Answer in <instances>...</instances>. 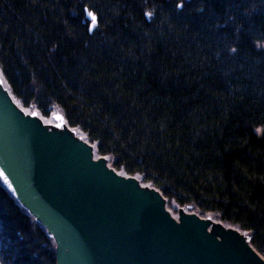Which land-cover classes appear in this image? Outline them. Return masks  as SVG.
Segmentation results:
<instances>
[{"label":"trees","instance_id":"obj_1","mask_svg":"<svg viewBox=\"0 0 264 264\" xmlns=\"http://www.w3.org/2000/svg\"><path fill=\"white\" fill-rule=\"evenodd\" d=\"M0 74L20 107L58 109L115 171L264 256V0H0ZM0 264H56L2 183Z\"/></svg>","mask_w":264,"mask_h":264},{"label":"water","instance_id":"obj_2","mask_svg":"<svg viewBox=\"0 0 264 264\" xmlns=\"http://www.w3.org/2000/svg\"><path fill=\"white\" fill-rule=\"evenodd\" d=\"M88 33L96 14L84 8ZM1 104V103H0ZM0 173L41 220L63 232L77 255L67 264H262L236 245L231 232H218L220 245L203 221L176 225L128 177L90 160L85 146L49 139L0 106ZM203 249L213 252L200 256Z\"/></svg>","mask_w":264,"mask_h":264},{"label":"rangeland","instance_id":"obj_3","mask_svg":"<svg viewBox=\"0 0 264 264\" xmlns=\"http://www.w3.org/2000/svg\"><path fill=\"white\" fill-rule=\"evenodd\" d=\"M0 103L5 111L13 113L14 116L21 122L31 124L39 133L45 135L49 139H57L60 142L77 143L81 146H85L87 154L90 160H93L105 169L113 171L116 176L128 177L131 179L135 187L151 202L156 203V206L160 208L162 214H165L172 219V221L179 225L182 221L187 218H193L196 220L203 221L206 224V232L210 235H218L221 230L223 232H231L237 236L238 240L249 237L234 227L227 226L210 215H198L195 211L188 210L186 208H174L168 206L166 199L155 188L148 184H144L141 180L134 176H128L124 173L115 171L111 168L108 159L106 157L97 156L94 147L91 146L80 133L73 128H69L65 120L62 118V114L58 109H54L47 118L40 117L34 110H27L20 107L17 102L12 98L7 88V85L0 74ZM0 183L12 194L16 203L21 207L25 213H28L37 223L41 224L54 242L55 248V259L56 264H67L72 261L77 255L76 248L72 245L71 241L67 236L60 230H55L49 224L41 220V217L35 212L29 202L20 197L14 190L10 189L9 185L3 179L0 173ZM254 250V249H253ZM255 251V250H254ZM256 252V251H255ZM264 263V256L256 252Z\"/></svg>","mask_w":264,"mask_h":264},{"label":"bare ground","instance_id":"obj_4","mask_svg":"<svg viewBox=\"0 0 264 264\" xmlns=\"http://www.w3.org/2000/svg\"><path fill=\"white\" fill-rule=\"evenodd\" d=\"M0 106H1V104H0ZM0 112L2 113V109L1 108H0ZM219 232L221 233V231H219ZM204 235H206L209 239L211 237V239H213L216 244L220 245V243H221L220 234H218V235H210L208 232H206V234H204ZM236 247L240 250V252H242V253L246 254L248 257H250V259H253V258L256 257V258H258L260 260V262L262 264H264L262 259L260 258V256L251 247V245L249 243V240L247 238H243L242 241H240L236 245ZM211 252H213L216 255L219 254L220 256H225V255L228 256L231 251L227 252V251H219V250H214V249H203V250L200 251V256L205 258L208 255H210ZM230 255H232V253H230Z\"/></svg>","mask_w":264,"mask_h":264}]
</instances>
